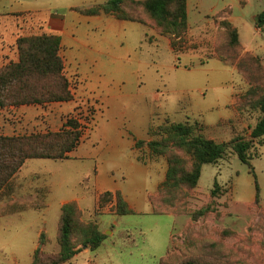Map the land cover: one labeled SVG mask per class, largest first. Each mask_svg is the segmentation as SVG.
I'll use <instances>...</instances> for the list:
<instances>
[{"label": "rangeland", "instance_id": "1", "mask_svg": "<svg viewBox=\"0 0 264 264\" xmlns=\"http://www.w3.org/2000/svg\"><path fill=\"white\" fill-rule=\"evenodd\" d=\"M107 1L0 0V14L38 8L65 22L61 55L76 102L67 103L59 119V105H42L48 114L41 117L34 112L36 124L24 133L57 132L69 117L79 120L84 133L66 159H28L0 194V264H32L38 248L58 252L61 205L74 199H80L86 221H100L107 238L97 250L83 249L66 264H159L173 242L178 244L176 261L207 255L225 264H264V146L253 149L251 160L260 187L258 202L254 174L231 150L225 160L203 166L197 187L189 193L187 214L158 215L147 205L143 214H100L105 210L100 208L95 215L97 193L111 187L106 175L123 168L124 162L125 169L130 168L129 142H115L124 130L148 141L152 139L150 128L161 126L166 119L199 121L203 127L198 133L218 142L237 136L251 139L260 112L248 109L240 113L235 107L249 85L233 61L236 53L224 48L225 30L218 21L228 18L238 28L242 42L257 46L264 55V31L256 24L264 1L190 0L189 32L181 42L185 51L179 53L171 47V39L160 36L152 26L106 14L86 17L75 9ZM220 13L223 16L216 20ZM43 32L48 30L37 26L31 33ZM216 54L228 59L215 58ZM16 113V109H0V135H14L1 125L15 124ZM138 151L141 162L151 159L148 148ZM157 163L151 170L168 167L165 157ZM144 181L152 189L149 175ZM215 181L226 192L213 197ZM31 201L47 206L9 214L11 204ZM208 204L215 213L194 221L192 214ZM218 212L223 214L220 218ZM226 228L237 236L224 237ZM41 233L44 239H40Z\"/></svg>", "mask_w": 264, "mask_h": 264}, {"label": "trees", "instance_id": "2", "mask_svg": "<svg viewBox=\"0 0 264 264\" xmlns=\"http://www.w3.org/2000/svg\"><path fill=\"white\" fill-rule=\"evenodd\" d=\"M75 9L86 16L113 15L119 20L152 26L160 36L171 39V47L176 53L185 51L181 42L189 32L188 0H109L91 8ZM222 16L223 13L218 14L216 20ZM218 22L225 30L224 48L226 52L236 53L232 57L233 61L249 85L246 93L238 97L235 107L240 113L248 109L259 111L260 117L252 129L251 139L237 136L229 142H218L198 133L203 127L199 121L177 123L166 119L161 126L150 128L151 140H136L137 148H148L151 159L165 157L168 164L166 180L157 194L149 197L154 214H187L188 196L197 187L203 166L218 164L229 156L231 150L249 165L250 173L254 174L256 181L255 202L260 199V187L251 160L255 155L253 149L264 146V57L251 52H246L241 57L244 46L238 28L228 18ZM256 24L264 31V9L258 14ZM17 50L18 60L0 67V109L74 100L70 79L64 72L60 34L43 32L19 35ZM215 58L223 61L228 59L222 54H216ZM83 136L81 123L74 117H69L64 127L57 132L0 135V194L28 159H66L77 149ZM222 192H226L225 188L215 181L213 197ZM113 203L112 210L116 214H134L121 192L107 191L100 194L95 215L99 214L100 208ZM46 206L39 201L13 203L8 212L14 214ZM6 213L4 211L3 214ZM214 213V207L208 204L194 212L192 217L194 221H198ZM222 215L217 213L219 218ZM83 216L76 201L65 203L57 231L60 250L45 252L38 248L32 264H66L85 248L97 250L101 247L106 235L96 221H86ZM222 233L224 237L237 236L236 231L231 228L223 229ZM44 238L45 234L42 233L41 239ZM177 247L178 244L173 242L171 250L161 258L159 264H225L207 255L199 258L186 256L176 261L174 250Z\"/></svg>", "mask_w": 264, "mask_h": 264}, {"label": "crops", "instance_id": "3", "mask_svg": "<svg viewBox=\"0 0 264 264\" xmlns=\"http://www.w3.org/2000/svg\"><path fill=\"white\" fill-rule=\"evenodd\" d=\"M189 6H190V0H188V16H189ZM17 13H24L27 15L16 16L15 14H17ZM79 14H81V13H79ZM103 15H105V14H101L98 16H86V15H83V16L101 17ZM120 21H124V20H120ZM62 22H64V20L60 19V17L57 14H50V13L43 11V9H38V8H34L32 10L30 9V10H27L24 12H13L11 14H5V15L0 14V67L10 63L11 61H17L18 60L17 39H18L19 35L31 33V32H33V30H36L37 26L39 28L43 27V28L47 29L48 32H46V33H58L61 35L62 34L61 29L63 28ZM21 24H23V25L21 26ZM240 40H241V38H240ZM64 41H65V38H64V36H62V45L64 44ZM241 42H242V40H241ZM242 44L244 46V50H245L244 52H251L254 55H260V56L264 57V55L262 53H258L260 49L257 46H255V47L246 46L243 42H242ZM80 88L81 87H79V92H78L79 96L82 95ZM73 93H74V91H73ZM76 97H77V95L75 96L74 100L70 101V102L52 103V104L59 105L61 108L60 110L56 111V112H58V115H57L58 119H59V117L61 118V114H59V113L63 112L62 109L64 108V106L67 103L76 102V99H77ZM235 100L236 99H233L232 103H234ZM9 108L16 109L17 113L14 116L15 118L13 117L15 124H11L10 126H4V124H3V125H1V127L4 131L8 130L10 132H15V133H13L14 135L15 134L24 135L25 134L24 130H27L28 128L32 127V125L36 124L35 117L37 115L33 116L34 112L37 111L41 117H43V115L48 114V112L47 113L45 112V114H44V110L42 109V105H23V106H19V107L11 106ZM2 110H4V109H2ZM56 112H53L52 114L55 115ZM234 113H235V111H233V115H234ZM41 122L45 123L44 121H41ZM56 122H57V120H55V122H53V123H56ZM37 123H39V122H37ZM206 125L213 127L216 124H206ZM125 134L127 135V138H126ZM10 136H12V135H10ZM118 137L119 138H117L115 141L117 143L125 144V143L129 142L128 144H129V147L131 150V154H130V160L128 163H129L130 168H129V170L125 169V162H124L123 168H120L117 172L112 170L111 176L106 175L107 180H108L111 187L106 191H101V192L97 193V202L99 201L100 194L107 192V191H110L113 193H116L119 191V192H121L122 197L124 198V200L126 201L128 206L130 207V209L134 211V214L146 213V211H147L146 206L147 205H150L151 213H153L149 197L151 195L157 194L162 183L166 180L167 165L165 164V168L163 170L160 168H156V169L154 168V170H151L152 166L157 165L156 167H158V163H157L158 159H149V161L147 163L141 162L139 160V151H138L140 149L135 147L136 146V140H138V139L135 138V136H133L132 134L128 133L127 131L125 132V130L122 131ZM71 153L69 154V156L71 155ZM150 170H151V172H150ZM139 173H141L143 175L138 176ZM147 175H149V177L152 178V180H153V182H152L153 187L150 190L148 188V183L146 181H144L145 178L147 177ZM140 178H141V180H140ZM142 178H143V181H142ZM72 201H76L78 203L79 207L81 208V210L83 211L81 203H80V199H74ZM67 202H69V201H65L62 203L61 210H62V206ZM114 204L115 203L107 205L104 208H101V209H105V210H104V212L101 211L100 214L110 213V214L117 216L118 214H116L112 210V207ZM97 208H98V205H97ZM108 210H110V212ZM17 213H20V212H17ZM95 221L98 223L100 230L104 233V230L102 229L100 221H98V220H95ZM41 235H42V233L40 234V239H41ZM85 250H88V249L85 248ZM35 251H34V253H35Z\"/></svg>", "mask_w": 264, "mask_h": 264}]
</instances>
